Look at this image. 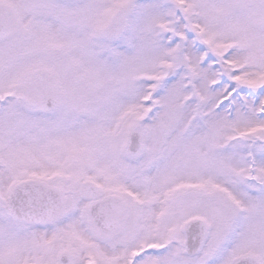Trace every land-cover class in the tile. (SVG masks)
<instances>
[{"label": "snow or ice", "instance_id": "1", "mask_svg": "<svg viewBox=\"0 0 264 264\" xmlns=\"http://www.w3.org/2000/svg\"><path fill=\"white\" fill-rule=\"evenodd\" d=\"M0 264H264V0H0Z\"/></svg>", "mask_w": 264, "mask_h": 264}]
</instances>
